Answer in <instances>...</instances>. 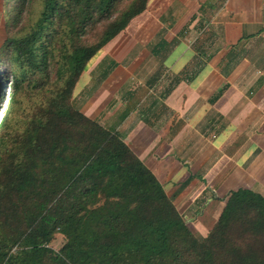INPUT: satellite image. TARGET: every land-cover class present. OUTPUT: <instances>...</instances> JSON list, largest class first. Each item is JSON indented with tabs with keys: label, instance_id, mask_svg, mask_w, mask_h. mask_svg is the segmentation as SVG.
Wrapping results in <instances>:
<instances>
[{
	"label": "trees",
	"instance_id": "obj_1",
	"mask_svg": "<svg viewBox=\"0 0 264 264\" xmlns=\"http://www.w3.org/2000/svg\"><path fill=\"white\" fill-rule=\"evenodd\" d=\"M147 2L2 0L0 264H264V194L231 191L195 233L123 138L72 101Z\"/></svg>",
	"mask_w": 264,
	"mask_h": 264
},
{
	"label": "crops",
	"instance_id": "obj_2",
	"mask_svg": "<svg viewBox=\"0 0 264 264\" xmlns=\"http://www.w3.org/2000/svg\"><path fill=\"white\" fill-rule=\"evenodd\" d=\"M133 19L72 101L123 138L205 235L231 191L264 194V0H148Z\"/></svg>",
	"mask_w": 264,
	"mask_h": 264
},
{
	"label": "rangeland",
	"instance_id": "obj_3",
	"mask_svg": "<svg viewBox=\"0 0 264 264\" xmlns=\"http://www.w3.org/2000/svg\"><path fill=\"white\" fill-rule=\"evenodd\" d=\"M7 2H5V4H6ZM2 0H0V7H2ZM5 7H7V5H5ZM2 9V8H1ZM2 12V15L4 16V20L5 21H9V19H10V14H9V12H11V10H6L5 8H4V10H2L1 11ZM134 20L135 19H133L132 21H130V23H129V26L127 27L129 30H133V24H134ZM1 33H3V30L1 31ZM3 39H4V35H2L1 36V38H0V44L3 42ZM100 52V51H99ZM98 52V53H99ZM97 56V55H96ZM95 58V57H94ZM93 60V59H92ZM92 61H90V63H91ZM90 63L88 64V66H90ZM84 81H85V76L83 75L82 77H80L79 78V80L77 81V85H76V89L77 88H80L82 85H83V83H84ZM5 106H6V101H4L3 103H2V105L0 106V117H1V113H2V111H3V109L5 108ZM64 237L61 235V234H55V236H54V238L52 239V241L50 242V246L52 247V248H54V249H58V248H60L61 247V245L63 244V242H64Z\"/></svg>",
	"mask_w": 264,
	"mask_h": 264
}]
</instances>
